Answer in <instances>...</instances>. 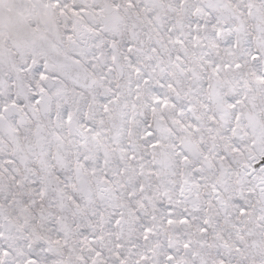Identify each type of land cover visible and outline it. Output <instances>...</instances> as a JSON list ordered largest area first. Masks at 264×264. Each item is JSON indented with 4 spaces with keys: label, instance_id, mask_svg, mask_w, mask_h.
I'll return each mask as SVG.
<instances>
[{
    "label": "snow or ice",
    "instance_id": "1",
    "mask_svg": "<svg viewBox=\"0 0 264 264\" xmlns=\"http://www.w3.org/2000/svg\"><path fill=\"white\" fill-rule=\"evenodd\" d=\"M0 264H264V0H0Z\"/></svg>",
    "mask_w": 264,
    "mask_h": 264
}]
</instances>
